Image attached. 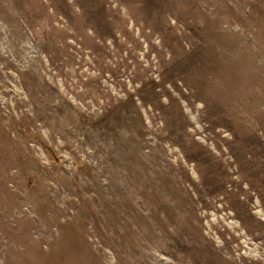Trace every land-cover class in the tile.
<instances>
[{
    "label": "rangeland",
    "instance_id": "rangeland-1",
    "mask_svg": "<svg viewBox=\"0 0 264 264\" xmlns=\"http://www.w3.org/2000/svg\"><path fill=\"white\" fill-rule=\"evenodd\" d=\"M0 264H264V0H0Z\"/></svg>",
    "mask_w": 264,
    "mask_h": 264
}]
</instances>
